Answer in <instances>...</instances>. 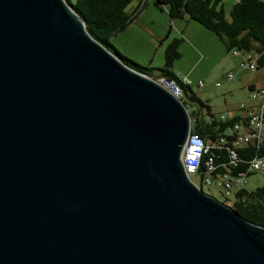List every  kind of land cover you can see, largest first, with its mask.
<instances>
[{
    "label": "water",
    "instance_id": "1",
    "mask_svg": "<svg viewBox=\"0 0 264 264\" xmlns=\"http://www.w3.org/2000/svg\"><path fill=\"white\" fill-rule=\"evenodd\" d=\"M192 130L65 0H0V264H264V227L189 180Z\"/></svg>",
    "mask_w": 264,
    "mask_h": 264
},
{
    "label": "trees",
    "instance_id": "2",
    "mask_svg": "<svg viewBox=\"0 0 264 264\" xmlns=\"http://www.w3.org/2000/svg\"><path fill=\"white\" fill-rule=\"evenodd\" d=\"M135 0H78L75 4L72 0L65 2L83 19L89 34L101 45L115 54L125 65L131 69L145 74L153 79H165L174 82L175 85L188 93L192 91L188 84L181 80L180 76L172 72L174 63L181 58L180 39H174L165 50V64L162 68L142 66L130 58L122 55L111 43V39L118 33L130 26L135 18L149 6L150 0H140L136 8L129 10ZM223 0H153V4L161 10H168L171 20L184 19L189 17L204 26L207 30L215 33L225 46L227 52L238 50L254 51L257 69L264 68V0H240L236 2L227 19L224 8H219ZM241 55V53H240ZM155 72L160 77H155ZM254 89L251 90V92ZM183 99V97H182ZM191 99L207 106L195 94ZM185 104V102H183ZM186 105V104H185ZM210 109V106H207ZM245 105H241V111ZM251 112L253 110H250ZM191 118L193 115L190 113ZM197 117L200 114L197 111ZM194 118V117H193ZM193 133L201 135L208 144L217 143V149H212L209 156L215 157L216 172L214 177L227 174L237 177L246 174L248 176L256 173H248L250 162L255 157L264 158V143H242L236 146L240 136L246 134L245 120L240 114L230 117L223 122L201 121L198 118L193 120ZM241 123V128L235 131V124ZM206 126H205V125ZM203 126V127H202ZM230 127V128H229ZM230 129V130H228ZM221 140H224L221 143ZM237 154L236 160L232 158L230 151ZM206 158L203 160L201 170L205 171ZM234 202L228 205L240 217L255 225L264 227V186L250 191L245 187L236 188L233 192Z\"/></svg>",
    "mask_w": 264,
    "mask_h": 264
},
{
    "label": "rangeland",
    "instance_id": "3",
    "mask_svg": "<svg viewBox=\"0 0 264 264\" xmlns=\"http://www.w3.org/2000/svg\"><path fill=\"white\" fill-rule=\"evenodd\" d=\"M78 0H72V3L75 4ZM138 0H135L131 5H136ZM236 4V0H223L222 5L220 4L219 8L223 7L227 19H230V13L233 6ZM129 7V10H130ZM152 11H155L157 16V26L170 25V16L167 10L156 9L153 5V0H151V5L149 7ZM164 21V22H163ZM174 22V21H173ZM141 37L146 38V35L141 32H137ZM175 33V32H174ZM215 39L217 48L210 43L208 39L205 40L204 45L206 46L208 52L205 60L202 63L198 62V57L193 53H185V56L178 60L176 63L181 67H184L187 64H191L194 68L193 75H183V80L192 84V91L188 93H183V99L185 106L188 112H193L196 110L200 114L201 121H213L216 120L218 123L228 120L231 117L232 113L228 112L227 104L233 103V106L240 105L244 102L246 97L245 91L240 89V79H256L264 74V68L257 69L252 71L241 66V62L244 60H249L252 56V60L255 61V52L254 51H244L242 50L241 55L235 57L233 51L227 52L225 46L220 42L219 37L213 33L208 32ZM179 37H183V34L180 33ZM116 38L111 39V43L114 45ZM183 43V42H182ZM180 45V48L182 46ZM116 46V45H115ZM125 48L132 52L133 54L138 52V50L132 44L125 45ZM179 48V50H180ZM181 53V52H180ZM142 56V55H141ZM202 56V55H200ZM143 57V56H142ZM225 57V60L220 62V59ZM130 58V57H129ZM136 63L140 64L136 60L130 58ZM143 61V59H141ZM141 61V62H142ZM225 61V62H224ZM232 73L235 78L232 82H227L226 76ZM188 78H187V77ZM190 79V80H189ZM156 81H161V79H154ZM227 80V81H226ZM203 82V87H199V82ZM191 83V84H190ZM220 83V86L217 84ZM204 91L203 97L201 92ZM229 91V92H228ZM232 92V93H230ZM195 94L199 97L207 106H210V109L207 106H202L200 103L191 99V96ZM256 101V100H254ZM230 128V127H229ZM230 130V129H228ZM193 181L203 188L204 193L216 198L220 202L228 205H232L234 202V195L230 196L228 199H225L224 187L220 185L219 179H215V184L212 186L203 185L202 177L200 174H197L192 177ZM264 186V173L257 172L247 177L246 179V188L250 191H255L257 188Z\"/></svg>",
    "mask_w": 264,
    "mask_h": 264
},
{
    "label": "crops",
    "instance_id": "4",
    "mask_svg": "<svg viewBox=\"0 0 264 264\" xmlns=\"http://www.w3.org/2000/svg\"><path fill=\"white\" fill-rule=\"evenodd\" d=\"M139 2L140 0L137 1L136 5H132L130 7V10L136 8ZM150 5L151 3L137 16V18H135V20L130 26H128L124 31L118 33L116 36L113 37L116 38L114 46L116 45V49L122 55L136 60L137 62L141 63L142 66L162 68L165 64L166 47L174 39H180L181 43L183 42L180 48L181 58L185 56V53H193L196 55V57H198L199 63H202L207 56L208 50L204 45L206 39H208L210 43L217 48L215 39H213L212 35L208 33L211 31L207 30L198 22L190 20L189 17L177 20H171L170 18L169 27H167L166 25L164 26V24H162V27L157 26L156 19L158 15L155 13V11H152V9L149 8ZM155 8L159 9L156 6ZM137 32H141L142 34L146 35V38L141 37ZM180 33L183 34V37L178 38V36H180ZM127 44L134 45L138 52L133 54L132 52L128 51L125 48V45ZM141 59H143V61ZM223 60H225V57L221 58L220 62H222ZM194 68L195 67H192L190 63L185 65L184 67H181L175 62L172 68V72L182 78L183 75H193ZM154 75L156 78L160 77V74L158 72H155ZM232 80H228L227 82H232ZM239 83L240 89L245 91L246 97L244 99V102H242L240 105L237 104L233 106V103L231 104L226 102L228 112L232 113L231 117L237 116L238 114H243L246 111L250 110L259 111L264 105V99L254 101L251 99L250 96L252 89H256L264 85V74H262L259 78L256 79H240ZM189 86L192 89V84ZM203 95L204 91L201 92L200 97H203ZM242 104L245 105V108L243 109V111L240 112ZM190 113L194 117H192L193 120H195V118H198L196 110H193V112Z\"/></svg>",
    "mask_w": 264,
    "mask_h": 264
},
{
    "label": "built area",
    "instance_id": "5",
    "mask_svg": "<svg viewBox=\"0 0 264 264\" xmlns=\"http://www.w3.org/2000/svg\"><path fill=\"white\" fill-rule=\"evenodd\" d=\"M240 0H236V2H239ZM233 55L235 57L240 56V52L238 50L233 51ZM241 66L243 68L250 69L254 71L256 69L255 64L253 62L249 61H242ZM181 78V77H180ZM234 78V75L232 73H229L227 75L228 80H232ZM164 79H161V81ZM183 80V78H181ZM185 84H188L185 80H183ZM174 83V82H173ZM175 84V83H174ZM221 84L218 83L217 86H220ZM199 87H203V82H199ZM180 98L183 97V91L179 89ZM251 99L252 100H259L264 99V85L261 87H258L254 89L251 92ZM244 108V107H243ZM241 119L245 120V129L246 134L239 137V139L236 141V146L242 143H255L257 145H262L264 143V105L259 111H246L243 114H240ZM241 123L243 124V121L235 124V131L240 130ZM224 140H221V143H223ZM212 149H217V143L208 144L206 140L199 134L191 132L186 144L184 146L183 154H182V163L183 167L185 169V172L189 178V180L194 183L197 187H200L197 185L192 177L200 174L202 177L203 185L212 186L215 184V179H219L220 185L224 187V195L225 199H228L230 196L233 195L234 189L236 188H243L246 185V174H242L237 177H231L227 174H223L220 177H214L213 173L216 172L217 167L215 166V157L209 156V152ZM232 158L236 160L237 154L235 151H230ZM206 158L205 162V171L201 170V166L203 163V160ZM248 173H254V172H263L264 173V158L255 157L250 162V165L248 167ZM202 188V187H200Z\"/></svg>",
    "mask_w": 264,
    "mask_h": 264
},
{
    "label": "flooded vegetation",
    "instance_id": "6",
    "mask_svg": "<svg viewBox=\"0 0 264 264\" xmlns=\"http://www.w3.org/2000/svg\"><path fill=\"white\" fill-rule=\"evenodd\" d=\"M205 125V124H204ZM206 126V125H205ZM203 127V126H202Z\"/></svg>",
    "mask_w": 264,
    "mask_h": 264
}]
</instances>
